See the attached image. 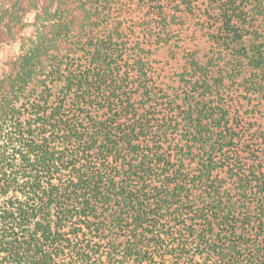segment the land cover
Returning a JSON list of instances; mask_svg holds the SVG:
<instances>
[{
    "label": "trees",
    "instance_id": "trees-1",
    "mask_svg": "<svg viewBox=\"0 0 264 264\" xmlns=\"http://www.w3.org/2000/svg\"><path fill=\"white\" fill-rule=\"evenodd\" d=\"M0 264H264V0H0Z\"/></svg>",
    "mask_w": 264,
    "mask_h": 264
}]
</instances>
